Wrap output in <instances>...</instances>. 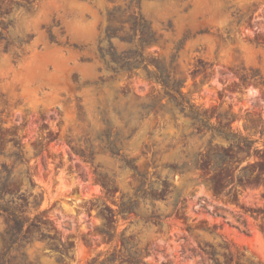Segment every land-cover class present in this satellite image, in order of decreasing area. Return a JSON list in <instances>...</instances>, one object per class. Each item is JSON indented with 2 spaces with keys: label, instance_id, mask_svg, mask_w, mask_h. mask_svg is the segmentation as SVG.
Wrapping results in <instances>:
<instances>
[{
  "label": "rangeland",
  "instance_id": "rangeland-1",
  "mask_svg": "<svg viewBox=\"0 0 264 264\" xmlns=\"http://www.w3.org/2000/svg\"><path fill=\"white\" fill-rule=\"evenodd\" d=\"M0 264H264V0H0Z\"/></svg>",
  "mask_w": 264,
  "mask_h": 264
},
{
  "label": "trees",
  "instance_id": "trees-1",
  "mask_svg": "<svg viewBox=\"0 0 264 264\" xmlns=\"http://www.w3.org/2000/svg\"><path fill=\"white\" fill-rule=\"evenodd\" d=\"M125 204H122V207L124 206Z\"/></svg>",
  "mask_w": 264,
  "mask_h": 264
}]
</instances>
